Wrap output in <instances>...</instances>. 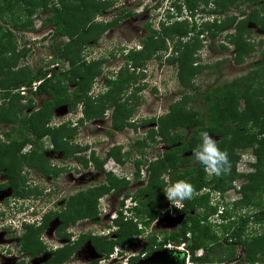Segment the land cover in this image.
Masks as SVG:
<instances>
[{"label":"trees","instance_id":"16d2710c","mask_svg":"<svg viewBox=\"0 0 264 264\" xmlns=\"http://www.w3.org/2000/svg\"><path fill=\"white\" fill-rule=\"evenodd\" d=\"M4 1V5L0 7V15L12 11V1ZM259 1L261 6L256 5ZM23 2L33 5V9L28 12L29 15L42 9L52 12V15L43 21L42 26L54 24L53 33L57 34L58 43L51 45L52 53L67 61L69 69L59 75L51 72L48 78L46 76L49 71L46 69L43 72L39 69L35 75L29 70L14 71L23 54L17 51L18 42L12 32L0 33V125L9 126L7 132L0 131V136L4 138L0 137V177L5 179L0 183V192L8 189L13 197H24L33 190L37 191L38 188H30L31 190L25 188V177L22 174L25 167L44 178L49 176L55 178L57 171H63L62 168H49L44 151L38 149L42 139L48 138L53 144L52 150L55 153H61L64 158L73 154L77 162L84 167L93 162L94 169L105 175L104 181L99 185L80 191L67 200L66 210L56 215L61 222L58 233L79 219H97L98 199L109 192L118 193L126 190L130 185L129 182L104 172L103 162L112 158L123 165L130 153H122L121 147L115 145L107 150L106 158L99 161L94 151H89L88 145L77 143L72 145L73 148H69L67 144L74 139L76 133L78 134L79 127L85 122L100 119L108 108H113L110 120L111 131H118L126 126L135 130L136 126L129 122V114L122 116V111L120 116L118 115V111L126 105L124 101L118 100V96L135 79L136 70L143 68L155 53L167 51L168 43H171V56L167 57L166 61L177 63L179 84L195 93L193 95L184 93L179 100L168 106L166 114L147 120L146 123L152 122L156 127L148 132L146 138L138 139L133 144L142 149L147 147V142L150 141L153 144H160L163 148V151L152 161L147 162L141 158L134 161L136 177L140 176L142 165L146 166L148 173L146 185L133 195L137 206L132 208L131 212L139 222L124 221L122 213L119 212L115 220L118 229L114 233V240L109 237L84 236L83 238L91 241L100 256H108L115 245L124 247L132 243L161 215L160 211L163 207L161 198L165 194L164 188L167 185L163 176L168 174L169 182L184 179L189 181L196 191L193 198L185 200L183 208L177 211L185 215L177 232L164 233L160 242L155 234L146 237L143 250L147 255L162 250L163 245L169 240L183 241L188 244L193 264L231 263L236 259L235 245L240 243L245 254L242 263L264 264V228L262 234L254 236L249 241L241 239L245 225L252 221L257 224L264 223V206H260L259 212L245 216L240 222L239 231L231 230L228 234L229 238H225V242L220 243L210 225L207 222L203 223L208 217L201 216L200 213L202 208L210 210L212 214H215L217 209L215 206H209V193L198 194L204 188L218 190L217 192L221 194L232 189L236 180L244 179L245 182L237 190L242 198L233 203V206L238 208L262 205L260 199L264 194L262 193L264 192V58L256 62L244 76L199 92L194 89L193 80L204 67L196 63V49L199 43L191 42L203 33L215 37L217 33L221 34L232 29V32H227L225 39L233 47L235 63L241 64L244 57L250 56L254 49V45L248 40L250 35L248 23L252 22L260 29H264V16H261L264 12V0H172L171 7L177 10V16L181 15V10H185L190 18H194L195 13L202 7L200 12L214 16L213 21L203 22L201 28L194 21L189 27L187 20L174 21L170 25L162 22L159 31L152 29L147 23L148 34L141 40L140 49H122L123 66L114 77L106 78V92L99 95L95 102L91 100V96H87V87L102 73L103 60L87 64L84 61L80 62L79 57L85 45L98 41L104 32L117 25L121 18L133 14L123 8L120 10L121 17L115 16L108 22H101L97 18L112 7L113 2L109 0H57L59 6L52 8L48 6V0ZM209 2L213 7L207 9ZM245 2L250 5L248 12L240 11L239 15L225 16L218 22L217 16L227 15L234 5ZM174 17L168 16V19ZM94 18L97 22H94ZM27 22L28 24H24L22 29L30 32L33 30L32 21L27 20ZM64 37H67V42L64 41ZM224 49L228 48L224 47ZM109 54L114 57L113 54ZM161 57L158 56V59ZM53 60L51 58L47 63L48 66ZM38 80L42 81L35 92L28 90L25 96L19 94L18 90L21 87L29 88ZM42 93L51 97L43 100L40 106L36 107L34 98L41 96ZM198 99L201 100V108L195 110L190 104ZM79 104L84 108L83 116L77 121V126L71 127L67 124L69 122L49 126L55 109L65 106L69 111H75ZM187 129L190 130L189 133L186 132ZM202 131H207L217 140L220 148L228 152L232 164L230 174L206 177L203 165L193 155L201 142ZM16 132L17 134H14ZM28 146L29 149L23 152ZM245 149H251L255 155L256 162L252 165L254 171L239 174L236 172L239 159L237 152ZM87 150L88 160L79 157L80 155L76 156L79 151ZM129 194L130 192L126 191L125 196L128 197ZM38 195L36 193L35 198ZM255 199L257 202H254ZM54 216L55 214L46 215L39 227H24L26 232L21 238V243L24 240L22 247L26 252L33 255L35 252L39 253V235ZM137 223H141L143 228L138 229ZM228 230H225V233ZM228 241L230 243L225 244ZM80 242L81 240L74 245L67 244L58 249L51 262L61 264L68 260L79 247ZM200 249L202 255L196 256V251Z\"/></svg>","mask_w":264,"mask_h":264},{"label":"rangeland","instance_id":"374dc122","mask_svg":"<svg viewBox=\"0 0 264 264\" xmlns=\"http://www.w3.org/2000/svg\"><path fill=\"white\" fill-rule=\"evenodd\" d=\"M11 1L13 3L12 11H7L0 15V33H4L6 31L12 32L18 42L17 51H20L21 54H23L18 60L17 67L13 70H21L22 72H27V70H29L33 75H35L39 69L43 72V70L48 67L47 63L51 60V58L52 60L57 58V60H53V62H51L54 63V68H51V66L48 68L52 70V72H55L56 75L67 71L69 69V63L59 57H56V55L52 53L51 45L53 43H58V36L56 33H53L54 24L42 26L43 21L50 17L52 12L50 10L43 11L42 8H39L42 10H36L32 15H29L28 12L33 9V5H31L32 3L27 5L23 2L24 0ZM109 1L113 2L112 7L103 13L101 17H98L101 22H108L115 16L118 18L121 17L122 15L120 10L123 8L126 9V12L132 13L133 15L121 18L119 23L107 29L98 41L89 43L83 48L79 57L80 62L84 61L88 64L103 60L101 65L102 73L94 78V80L91 81L87 87V96H91V100H94V102L99 95L106 92V78L114 77L115 73L123 66L124 58L121 55L122 49H140L141 40L148 34V29L146 28L147 23L150 24L152 29L157 31H159L160 23L162 22H166V25H170L174 21L183 20H187L188 27L194 21L197 26L201 28L203 22L211 23L214 18V16L201 13L200 10L202 7L195 13L194 18H190V15L186 13L185 10H181V15L177 16V10L171 7L172 0ZM4 2V0H0V7L4 5ZM256 5L261 6V1L257 2ZM48 6L52 8L53 6H59V4L57 0H48ZM207 6H209L207 9H210L213 7V4L209 2ZM249 6L248 2L241 5H234L227 15L217 16L218 22H220L225 16H237L240 11L248 12ZM172 15L175 17L173 19H168V16ZM261 16H264V12H262ZM98 18L97 20L100 21ZM27 20L32 21L33 30L30 32L22 29L24 24H28ZM97 20L94 18V22H97ZM39 25L40 27H38ZM247 28L250 29L248 40L254 45V49L250 56L244 57L241 64L235 63L233 59V47L225 39L227 32H232V29L221 34L217 33L215 34V37L210 36L209 33H203L191 41L192 43H199L198 48L196 49V63L198 66L204 67L193 80L195 90L204 92L211 86L225 81H231L234 78L242 77L247 74L249 69L256 62L264 58V29H260L252 22L248 23ZM67 40V37H64V41L67 42ZM168 46L169 48L167 51L155 53L152 58L145 63L143 68L137 69L135 72V79L130 85H128V88H124L125 91L118 96V100L120 102L124 101L126 104L118 111V115L120 116L122 111V116H124V114H129V122L136 126L135 130L133 127L126 126L121 130L111 131L112 121L110 122V120L113 108H108L104 111V115L98 119V121L91 120L79 127L78 134L76 133L74 139L67 144L69 148H73L72 145L74 146L76 142H79L82 145L87 144L90 147L89 150L94 151L95 156L99 161L104 160L106 158L107 150L115 145L121 147L122 153H130L128 159L125 160L123 165L119 164V167H117V163L114 164L110 158L105 159L103 162L104 172L110 173L120 180L128 181L130 185L126 190H121L118 193L109 192L98 199L97 223L91 224L92 222H87V227H90L94 232L97 230L99 233L102 232L106 234L111 227V216L114 213L118 217L119 212H122L124 217L127 216V218H130L128 220L136 222L133 213L123 208L124 202L123 205L120 204L121 199L124 198L126 191L130 192L129 197H133L139 188L146 185L148 178L147 170L145 166L142 165L140 167V176L136 177L134 161L138 158L147 160V162L152 161L159 154L161 148L160 144H153L150 141L147 142V147L142 149L134 146L133 144L138 139L146 138L148 132L152 128L156 127L152 122L146 123L147 120L166 114L168 112V106L179 100L184 93H190L192 95L195 93L191 90L183 88L179 84L177 77V63H169L166 61V58L171 56L170 49H172L171 43H168ZM224 47L228 49H224ZM109 53L113 54L114 57H111ZM158 56H162L161 59H158ZM70 89L72 90V87H70ZM50 97V95L42 93L41 96L34 98L36 107H39L43 100L50 99ZM190 107L195 110L201 108V100L198 99L197 101L192 102ZM59 108H61L58 110L59 113H56V109L53 112V117L49 123V126L51 127L68 121L69 123L67 124H70V126L73 127L76 119L80 115H83L82 110L84 106L79 104L75 111H69L65 106ZM8 130L9 126H7V124L0 125L1 132H7ZM186 132L189 133L190 130L187 129ZM14 134H17V132ZM52 148L53 144H51L48 138L42 139L38 146V149L44 151L45 158L48 160L49 168H67V171L69 168H71V170H75L74 168H82V170H79L78 172L67 173L64 169H62V172L57 171V178L53 179V182L58 186L57 189L61 200L64 199L67 201L74 194H77L80 191H85L91 186H97L104 181V174L100 173L99 176L97 173L94 174L95 171L93 169L95 164L93 162H90L87 167H84L77 162V159L73 154L68 158H64L61 153H55ZM27 149L28 147H26L23 152ZM141 151L144 153L142 154ZM79 153L76 156L80 155L79 157H84L87 160L89 159L88 150L85 152L79 151ZM237 154L239 159L236 164V172L239 174H248L253 172L254 167L252 165L256 162V158L252 153V150H238ZM26 170H28L27 167H25L22 171V174L25 177V188L28 190L30 188L38 189L37 191L33 190V192L29 195L23 196L26 198L28 197V199H32L35 198L36 193L37 195L39 193L42 194L38 184L45 185L50 182L47 181V178L44 179V177H41L40 174L35 173L33 170H28L32 173H25L28 172ZM91 171L93 174H90ZM205 174L207 178L211 176L206 171ZM68 175L71 176V179H76L77 184L70 178L68 179ZM163 177L165 178V176ZM49 178L51 179L52 176H49ZM4 180L5 179L3 177H0V183ZM244 182V179L236 180L233 183L234 187L224 193H221V197L219 198L216 196V194L219 193L217 192L218 190L211 188H206V190H202V193H198L201 195L208 191L210 201L209 206H215L217 209L215 214H212V212L206 208H202L200 213L201 216L206 215L208 217L207 221H203V223L206 224L207 222V224L210 225L214 236L218 238L220 243L225 242V238H229L228 234L231 233V230L235 229V231H239L241 228L240 222L245 216H251L259 212L261 207L264 206V194L260 199L262 205L257 207L244 206L235 208L233 206V203L242 198V195L238 193L237 190ZM34 184H36L37 187H35ZM4 197L9 199L11 202L14 200L9 193H3L0 195V205H2V207H5L1 201ZM161 200L163 201V207L160 212H164L165 209L163 208L168 206L169 202L165 194L162 196ZM25 202L29 201L26 200ZM254 202H257V200L255 199ZM128 205L129 204L126 202V206ZM134 206L135 205L133 204L132 208ZM220 212L222 213L220 214ZM226 213L227 215H223ZM223 216L225 217L223 218ZM158 219L159 221L156 222L155 220L151 223L147 228V232L135 239V242L127 244L121 250L115 247L112 254L108 257L104 258L98 256V253H96V251L94 252V250L89 247V252L85 255H81V257L78 256V252L75 250L70 255L68 261L70 264H171V261H173L174 264H187L185 258L188 254L190 255V261L192 263L191 252L187 247V243L184 245L187 253L175 247H163L162 250H156L155 252L165 251L164 254L160 253V255H157L153 259H149V256L148 258L145 257L142 261L132 260L134 256L135 258L141 256V242L146 240L145 237L147 236V233L152 231L155 235L157 234L162 237L164 233L177 232L182 224L184 215L177 212H167L164 215H160ZM84 220L85 219H83L80 226L85 224ZM138 220L137 222H139ZM76 223L70 225L67 229L71 226H75ZM139 224L137 223L138 228H141L142 224ZM51 227H53V225H51ZM263 228L264 223L257 224L252 221L243 227L241 239L249 241L254 236L262 234ZM77 230H80V228ZM225 230L228 231L225 233ZM75 232L77 231L75 230ZM74 234L75 233H71V235ZM109 238L112 239L113 235H109ZM169 243L180 244L176 242ZM229 243L230 242L228 241V243L225 244L228 245ZM235 248L236 259L231 263L225 262L222 264H247L241 262L245 255L243 246L240 243H236ZM200 254H202L201 249L196 251V256H199ZM129 256L132 257L128 259ZM77 258L79 260L75 261Z\"/></svg>","mask_w":264,"mask_h":264},{"label":"flooded vegetation","instance_id":"af4514ba","mask_svg":"<svg viewBox=\"0 0 264 264\" xmlns=\"http://www.w3.org/2000/svg\"><path fill=\"white\" fill-rule=\"evenodd\" d=\"M77 143H79V142H76V144ZM80 145H82V144H80ZM28 149H29V147H28ZM62 169H64V171H66L67 173L68 172H78L79 170H82V168H74L75 170H71V168H69L68 171H67V168H62ZM93 170L95 171L94 174L97 173V175L99 176L100 173L97 172L95 169H93ZM29 172L30 171H28V173ZM30 173H32V172H30ZM90 174H93V172L91 171ZM56 178L57 177H55V178L52 177L50 179L49 177H47V181H49L50 183L45 184V185L38 184L39 185L38 187L40 188V190H45V192L50 191V190L52 191L51 193L47 194L44 197V200L47 203L45 210H46V213H48V214H55L53 219L48 223L47 227L39 235L40 247H39V251H38L39 253L38 254L36 252H35V255L30 254V253L26 252L22 247L24 240L21 243V238L25 234V232H26L25 228L27 226L24 228V225L22 223L20 225H17L13 222H12V224L7 223L11 216H9L7 214H0L1 215L0 216V264H53L51 261L53 260L56 251L58 249L62 248L64 245H67V244L74 245L77 242L79 243V240H81L78 249H76L78 252V256L81 257V255H85L89 252V247L91 249H93L95 252V248L92 245L91 241L84 240V238H83L84 236L109 237V236H106L102 232L99 233L97 230L94 232V231H92V229L90 227H87L88 226L87 222H92L91 224H96L97 219H95V220L85 219L84 220L85 224L80 226V230L75 232L74 235H68L66 233V231L69 232V230L67 228H65L64 230H62L58 233V230L61 228V222L56 215L61 213L62 210H66L67 201L64 199L61 200V198H59L60 196H59V192L57 189L58 186L53 182V179H56ZM67 178L71 179V176L68 175ZM71 180L75 183L77 182L76 179H74V180L71 179ZM34 186L37 187L36 184H34ZM94 186H96V185H94ZM94 186H91L89 188H93ZM3 193H9V195L14 200L20 202V203L19 202L14 203V207H15L16 211H22L24 209V206L26 207V205H30V207L32 206L35 209L38 208V205L34 201H32V199H28V197L27 198L26 197H15V196L13 197L11 191L8 189H5L2 192H0V195H2ZM74 195H76V194H74ZM26 200H28L29 202H25ZM1 201L3 202L5 207L9 205V199H6L4 197ZM110 201H112V200H110ZM20 204H21V206H20ZM0 207L3 208L2 205H0ZM182 215H184V214H182ZM184 217H185V215H184ZM12 219H15V218L13 217ZM15 220L17 221L19 219H15ZM79 221H80L79 225H81L83 219L79 220ZM28 223H29L28 227H37L38 226L37 224H36V226H34V223H32V222H28ZM51 225H53V227H51ZM40 226H41V224H40ZM76 226L77 225H75V227ZM113 226L115 228H118L117 225L115 224V219L113 221ZM114 233L112 234L113 240L115 239ZM115 246H118V245H115ZM149 256L150 255H147L146 252L141 253L140 257L143 259H141L140 257H137V258H134V260L135 261L136 260L142 261L145 259V257L148 258ZM77 260H79V259L77 258L75 261H77ZM61 264H70V262L68 260H66V261L62 262Z\"/></svg>","mask_w":264,"mask_h":264},{"label":"clouds","instance_id":"9594fccd","mask_svg":"<svg viewBox=\"0 0 264 264\" xmlns=\"http://www.w3.org/2000/svg\"><path fill=\"white\" fill-rule=\"evenodd\" d=\"M101 21V20H100ZM40 27V25L38 26ZM123 50H126V49H123ZM54 63H50L49 66L53 65ZM48 66V67H49ZM48 67H46V70L49 71V73L52 72V70H50ZM48 73V74H49ZM47 74V75H48ZM51 76V74H50ZM49 76V77H50ZM47 77V76H46ZM48 78V77H47ZM36 82V81H35ZM83 115H80L76 121L74 122L75 125L73 126H77L78 123L77 121L79 119L82 118ZM71 121V119H70ZM69 122V121H68ZM73 124V123H72ZM200 143L199 145L197 146V148L194 150V157L195 159L201 164L203 165L205 171L210 174V175H214L216 177H220V176H223V175H227V174H230L231 172V167H232V164H231V161L229 159V154L226 150H222L217 142L216 139H214L207 131H202L200 132ZM87 145V144H86ZM90 149V147H89ZM91 151V150H89ZM160 153V152H159ZM165 176V175H164ZM165 179V178H164ZM128 182V181H127ZM166 182V181H165ZM203 190H206V188H204ZM42 191V194L38 195V197L36 198H32V201H34L37 205H38V208L37 209H33L32 212H29V209L32 207H30V205H26V207L24 206V209L22 211H16L15 210V207H14V203L15 202H19V201H16V200H13L12 202L9 201V205L6 206V209L5 207L1 208L0 207V214H7L9 216H11L10 218H15L16 215L18 213H22V212H25V215H23L22 217H19L18 219L21 220V223L24 225V227L28 226L29 223L28 222H32L34 223V226H36V224L38 225L37 227L40 226V224L42 225L43 223V220L45 218V216L48 214L46 213V205L47 203L45 202L44 200V197L51 193L52 191H46L45 190H40ZM195 188L194 186L187 180H184V179H180V180H177L175 182H169L167 184V186L164 188V193H165V196L167 198V200L171 203V205L173 206L174 208V211L173 212H177L178 210L180 211L183 206V202L185 200H190L193 198L194 194H195ZM202 193V191H201ZM206 193H209L208 191H206ZM129 197V196H128ZM126 196H124V199L128 198ZM132 197V196H131ZM41 199V200H40ZM133 199V197H132ZM134 200V199H133ZM38 201V202H37ZM20 203V202H19ZM34 203V204H35ZM137 203V202H136ZM121 205H123V200H121L120 202ZM21 206V204H20ZM137 206V205H136ZM134 206V207H136ZM133 207V208H134ZM182 207V208H180ZM180 208V209H178ZM132 210V208H131ZM161 214V213H160ZM162 215V214H161ZM1 216V215H0ZM30 217H32L31 219H29ZM160 217V216H159ZM118 217L115 218V220L117 219ZM158 219V218H157ZM156 220V219H155ZM154 220V221H155ZM113 221L112 220V224H111V227L109 228V231L105 234L106 236H109V235H112L114 232L117 231L118 228H115L113 226ZM136 221H137V218H136ZM153 221V222H154ZM159 221V220H158ZM152 222V223H153ZM80 222H77L75 225H77V228H75V226H71L68 230L69 232H67L68 235H71V233H75V230L78 231L77 229L80 228V225H79ZM140 225V224H139ZM150 226V225H149ZM148 226V227H149ZM154 226V224H153ZM114 227V229H113ZM118 227V226H117ZM147 227V228H148ZM143 228V225L141 226V228H138V229H142ZM147 228L144 230V233L147 232ZM73 229V230H72ZM143 233V234H144ZM154 233H152V231H150L149 233H147V236L148 235H152ZM142 235V234H141ZM140 235V236H141ZM139 236V237H140ZM146 236V237H147ZM157 239L159 237V235H157ZM145 237V238H146ZM163 237V236H162ZM162 237H161V240H162ZM160 240V241H161ZM146 241V240H145ZM145 241H142L141 242V253H145V251L143 250V245H144V242ZM159 241V240H158ZM159 241V242H160ZM135 242V240L133 241ZM132 242V243H133ZM127 245V244H126ZM125 245V246H126ZM124 246V247H125ZM115 247L119 248V250H121L123 247L122 246H114L113 250L115 249ZM113 252V251H112ZM112 252L109 254L111 255ZM140 253V254H141ZM108 255V256H109ZM202 255V254H201ZM100 256V255H99ZM106 255H103V256H100V257H108ZM200 256V255H199ZM132 256H129L128 259H130ZM135 258V256L132 258V260Z\"/></svg>","mask_w":264,"mask_h":264},{"label":"built area","instance_id":"2783aa9c","mask_svg":"<svg viewBox=\"0 0 264 264\" xmlns=\"http://www.w3.org/2000/svg\"><path fill=\"white\" fill-rule=\"evenodd\" d=\"M99 20H100V18H98ZM56 64V63H55ZM51 68H54V64L53 65H51ZM50 76V73L47 75V77H49ZM42 80H38V81H36V82H33L32 83V85H31V87H29V88H27V87H21L19 90H18V92H19V94L21 95V96H25L26 94H27V92H28V90H31L32 92H35L36 91V89H37V87L40 85V82H41ZM86 123V122H85ZM84 123V124H85ZM75 125V124H74ZM29 147V146H28ZM160 148H161V151H160V153L163 151V148L160 146ZM111 159V161L114 163V164H116L117 162H115L112 158H110ZM117 165V167H119L118 165H119V163H117L116 164ZM145 168H146V166H145ZM117 169V168H116ZM118 169H120V168H118ZM165 181H166V184H168L169 183V178H168V174L167 175H165ZM167 186V185H166ZM216 196L219 198V197H221V195H220V193H218V194H216ZM214 199V198H213ZM121 200H123V202H124V205H123V208L125 209V210H129V211H131V208H132V205L134 204L135 206L137 205V203H136V201H134L133 199H132V197H128V198H126V199H124V198H122ZM38 202V201H37ZM126 202L129 204L128 206H126ZM169 202V201H168ZM182 206H183V204H182ZM180 208H182V207H180ZM180 208H178V209H180ZM34 209V207H31L30 209H29V212H32V210ZM163 209H165V211L164 212H161V214L162 215H164V214H166L167 212H169V213H173V211H174V208H173V206L171 205V203L169 202L168 203V206H165ZM122 210V209H121ZM122 213V212H121ZM222 212H220V214H221ZM23 215H25V212H22V213H18L17 215H16V217H15V219H18L19 217H22ZM123 216V215H122ZM117 216L115 215V213L111 216V220H114L115 218H116ZM124 217V216H123ZM32 217H30L29 219H31ZM15 219H12V218H10L9 219V221L7 222V223H11L12 224V222L13 223H15V224H17V225H20L21 224V220L19 221V220H15ZM128 219H130V218H127V216H125L124 217V221H126V220H128ZM135 220H136V218H135ZM159 219H156V222L158 221ZM111 224H112V222H111ZM77 228V226L74 228V229H76ZM73 230V229H72ZM158 240L160 241L161 240V237L159 236L158 237ZM169 242H176V243H180V244H172V243H169ZM168 243V244H167ZM185 243L182 241H180V242H177V241H167L164 245H163V247H167V248H171V247H175V248H177V249H180V250H182V251H184V252H186V249L184 248L185 246ZM187 253V252H186ZM201 255V254H200ZM185 260H186V263L187 264H193V263H191V261H190V255H186V258H185Z\"/></svg>","mask_w":264,"mask_h":264},{"label":"water","instance_id":"95a60500","mask_svg":"<svg viewBox=\"0 0 264 264\" xmlns=\"http://www.w3.org/2000/svg\"><path fill=\"white\" fill-rule=\"evenodd\" d=\"M59 109H61V108H57V109L55 110L56 113H59V112H58ZM66 109H67V107H66ZM164 252H165V251L154 252V253H152V254L150 255V258H149V259H153V258H155L157 255H160V253L164 254ZM171 264H174V262L171 261Z\"/></svg>","mask_w":264,"mask_h":264}]
</instances>
